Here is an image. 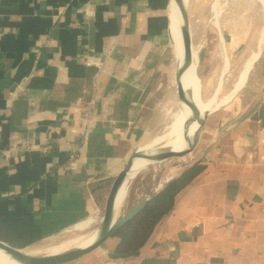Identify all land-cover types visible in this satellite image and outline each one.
I'll return each mask as SVG.
<instances>
[{
  "label": "crops",
  "instance_id": "0c3cea01",
  "mask_svg": "<svg viewBox=\"0 0 264 264\" xmlns=\"http://www.w3.org/2000/svg\"><path fill=\"white\" fill-rule=\"evenodd\" d=\"M172 14V0H0V242L32 251L94 230L101 198L175 104ZM261 38L197 161L163 182L199 168L137 255L115 257L113 236L65 264H264Z\"/></svg>",
  "mask_w": 264,
  "mask_h": 264
},
{
  "label": "rangeland",
  "instance_id": "374dc122",
  "mask_svg": "<svg viewBox=\"0 0 264 264\" xmlns=\"http://www.w3.org/2000/svg\"><path fill=\"white\" fill-rule=\"evenodd\" d=\"M190 1L191 2L188 6L190 32L192 29L193 48L198 49L196 61L198 59V75L202 82L203 98L206 100L215 91H217L220 82L219 79L225 80L224 87L220 93L221 96H223L232 89V84L241 72L244 62L257 50L258 42L261 39L264 29L263 5L258 1H255V4H251L253 0H219L220 3L223 4V12L218 18L215 13V8L213 9L215 0H203V5L198 6V8L193 7V0ZM207 33L215 35L217 39L214 47H212L209 51L212 56L203 60L202 53L207 50L205 42ZM221 37L224 39L223 45L227 61L229 62V68L226 73L223 72L224 54L221 49ZM202 68L204 70V74H202ZM172 92L175 104L170 109L166 124L160 130L159 134H161L165 127L170 123L173 113L179 107L175 83L172 87ZM225 107H227V105L222 106L218 111L208 115L205 125L202 128V132L206 129L208 121L209 127H211V125L213 127V124L214 126L216 125L217 122L210 124L211 122L209 118L211 117L212 119L216 115L224 112ZM168 149L169 148L167 147L160 148L158 146L156 148L158 151ZM198 158L199 153L193 152L184 157L170 158L142 169L131 183L129 196L122 215L130 210L132 206L141 199L150 198L152 195L159 192L166 184L163 182H165L166 178L170 175L169 173L172 169L179 168L180 171H183L185 168L194 164ZM160 182L163 183L162 186L160 185L162 184ZM107 195L108 192L100 200L99 216L96 217L97 222L94 228L96 230H99L102 222ZM89 234L90 231L82 233L70 228L61 233L55 239L43 242L42 244L36 246L32 252L35 253V255H44L47 254L44 250L48 251L57 246L74 242L86 237ZM55 243L59 244L53 245Z\"/></svg>",
  "mask_w": 264,
  "mask_h": 264
},
{
  "label": "bare ground",
  "instance_id": "6f19581e",
  "mask_svg": "<svg viewBox=\"0 0 264 264\" xmlns=\"http://www.w3.org/2000/svg\"><path fill=\"white\" fill-rule=\"evenodd\" d=\"M255 1L262 3L263 11H264V0H253L251 4H255L254 3ZM183 2L185 6L188 7L190 0H183ZM214 8L217 17L219 18L223 12V4H221L219 0H215L213 4V9ZM172 11L173 14L171 17L172 19L171 33L174 40L176 68H178L183 63L185 53H184L183 38L180 29L182 24V15L179 7L176 5L174 0H172ZM263 36H264V29L261 37ZM262 39L263 38H261L258 43L257 50L254 53H252L244 62L243 68L239 73V75L237 76L234 83L232 84V89L230 90V92L221 96L220 93L222 88L224 87L225 80L219 79L220 82L217 91H215L206 100H204L202 95V82L198 75V64H199L198 59L196 61L198 49H194L192 45V61L182 77V82L185 87V93L189 97L193 98V101L198 108V112L200 116H204L207 113L211 114L218 111L222 106L228 104L237 95V93L246 83L255 61L259 58ZM223 40L224 39L222 38L221 49L224 54L223 72L226 73V71L229 68V62L227 61L226 58ZM173 82L176 84L175 77L173 78ZM178 103H179V107L173 113L171 121L165 127L164 131L161 134L155 136L150 141H148L144 146H141L139 150H141L144 153L152 154L157 151L156 148L158 146L160 148L167 147L175 152H181L185 150L189 146V144H191V142H193L194 136L199 127L197 115L194 114L193 111L190 109V107H188V105H186L185 103H182L179 100ZM149 163L150 162L148 159H144L140 157L134 159L132 170L128 174L116 198L115 210H114L115 219L120 218L123 213V209L125 207L126 201L129 196V191L132 181L136 178V176L142 169L146 168L149 165ZM83 228L84 226H82V229ZM97 236H98V230L94 229L93 231L90 232L89 235H87L82 239L57 246L48 251L44 250V252L50 255V254H59L62 252H66L74 248H86L90 246L97 239ZM22 251L35 255V253H33L32 251H26V250H22ZM0 264H22V263L14 259L12 256H10L2 249H0Z\"/></svg>",
  "mask_w": 264,
  "mask_h": 264
},
{
  "label": "water",
  "instance_id": "95a60500",
  "mask_svg": "<svg viewBox=\"0 0 264 264\" xmlns=\"http://www.w3.org/2000/svg\"><path fill=\"white\" fill-rule=\"evenodd\" d=\"M174 1L176 5L179 7L182 15V24L180 29L183 38L184 53H185L183 63L177 68L175 75L176 93L178 100L188 105V107H190L193 113L197 115L199 127L196 131L193 142H191V144H189V146L181 152H175L172 149H168L161 151L157 150L156 152L149 154V153H144L141 150L137 149L133 153L131 159L129 160L125 168L116 176L110 187L105 202L104 215L98 230L97 239L90 246L86 248H74L59 254L33 255L27 252H23L22 250L12 248L0 242V249L8 253L10 256H12L14 259L21 262L22 264H65L77 260L80 257L97 250L103 244H105L111 237L115 236L116 231L122 225H124L128 220H130L133 216H135L148 202V198L141 199L120 218L115 219L114 210H115L116 198L128 174L132 170L134 159L137 157L148 159L150 162L148 166H150L156 163L163 162L170 158L184 157L190 153H193L194 150L196 149L200 139L202 128L204 127L205 121L209 114L207 113L204 116H200L198 112V108L193 101V98L189 97L185 93V87L182 82V77L192 61V38L190 32V19H189L188 7L185 6L183 0H174ZM133 255H137V252H129L126 254H114V256L118 258H126Z\"/></svg>",
  "mask_w": 264,
  "mask_h": 264
},
{
  "label": "trees",
  "instance_id": "16d2710c",
  "mask_svg": "<svg viewBox=\"0 0 264 264\" xmlns=\"http://www.w3.org/2000/svg\"><path fill=\"white\" fill-rule=\"evenodd\" d=\"M197 170H188L180 180L172 181L148 198L143 208L116 231L119 243L115 254L137 252L145 244L155 226L172 209L175 196Z\"/></svg>",
  "mask_w": 264,
  "mask_h": 264
},
{
  "label": "built area",
  "instance_id": "2783aa9c",
  "mask_svg": "<svg viewBox=\"0 0 264 264\" xmlns=\"http://www.w3.org/2000/svg\"><path fill=\"white\" fill-rule=\"evenodd\" d=\"M85 63L88 66L96 65V66L100 67V65H101L100 63H96L93 60H86ZM161 186H162V184H161Z\"/></svg>",
  "mask_w": 264,
  "mask_h": 264
}]
</instances>
